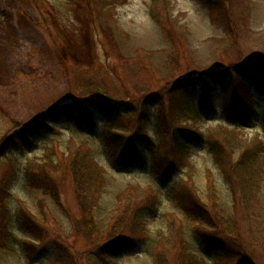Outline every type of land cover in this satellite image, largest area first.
Wrapping results in <instances>:
<instances>
[{
    "label": "rangeland",
    "instance_id": "1",
    "mask_svg": "<svg viewBox=\"0 0 264 264\" xmlns=\"http://www.w3.org/2000/svg\"><path fill=\"white\" fill-rule=\"evenodd\" d=\"M153 3L154 0H0V182L6 174L11 175L13 168L18 170L6 200L9 234L0 250V264H51L47 257L34 259L33 253L23 248L22 242L32 237L17 217L20 203L38 221L50 226L56 233L53 235L70 237L76 243L71 227L82 211L67 169L60 167L56 172L60 207L25 183V166L52 145L61 157L78 148H89L103 170L104 184L95 215L105 240L115 218L119 194L134 193L146 199L156 193L159 197L157 211L142 218L148 232L145 245L121 254L119 250L108 251L104 263L154 264L155 247L162 235H169V222H174L177 231H184L190 251L204 264H237L240 257L217 262V252L200 247L193 235L196 229L221 237L226 231L204 222L199 224L180 209L170 189L172 177L165 180L163 172L150 174L143 168L114 167L105 153L99 126L89 132L46 122L35 142L23 140L22 145L16 144L18 131L55 106L82 104L96 98L119 105L117 108L123 112L135 111L136 116L147 94H154V103L150 101L151 106H147L156 108L159 129L182 127L201 135L186 141L187 163L180 170L173 169L174 179L176 173V181L193 189L197 203L212 215L213 223L224 228L234 221L237 232L230 235L233 241L228 243L254 264H264V93L253 91L247 83L248 94L239 91L240 108L250 109L253 115L252 126L243 127L234 125L226 116L231 101L230 75L229 81L222 83L202 79L190 89L188 100L180 99V91L184 92L181 85L174 93L170 91L176 78L213 69L228 71L226 68L234 66L231 70L241 80L243 70L263 61L264 0H170L161 12L163 18L153 16ZM165 29L178 32L177 37H169ZM204 89H208L209 97L200 95ZM156 122L152 113L147 132L162 153L168 146L156 130ZM133 125L119 126L117 132L131 136ZM225 129L239 133L234 140L241 145L233 147L235 160L244 150L258 154L251 157L260 171L258 185H250L255 193L251 199L241 172L240 176L235 173L232 184L209 151L210 139L215 135L221 141L227 134ZM147 152L150 154L149 149ZM76 246L80 251L88 248L82 243ZM166 253L171 261L178 262L179 251L173 244L167 245Z\"/></svg>",
    "mask_w": 264,
    "mask_h": 264
},
{
    "label": "trees",
    "instance_id": "2",
    "mask_svg": "<svg viewBox=\"0 0 264 264\" xmlns=\"http://www.w3.org/2000/svg\"><path fill=\"white\" fill-rule=\"evenodd\" d=\"M169 1L154 0L151 8L153 16L163 18L161 12L166 10ZM175 34H178V32H167V35L169 37L171 35L172 38L177 37ZM179 35L182 38H186L185 34ZM232 68H226L229 69L228 71L207 70L202 74L190 75L188 78L178 77L170 85V91L174 93L178 85H181L184 92L180 91L183 95V98L180 97V99L188 100L190 89L195 88L202 79L211 78L216 82L222 83L224 80L226 82L232 78L229 83L231 101L226 116L236 126H252L253 115L251 110L240 108L242 97L239 91L241 90L248 94V90L245 87L247 83L253 89L264 93V59L256 65L243 70V80L238 79L233 70H231ZM229 75L230 78H228ZM153 95H145L142 106L136 116L134 114L135 111L127 109L126 112H123L117 108L119 105H110V103H105L96 98L90 99L88 102L85 101L86 103L82 104L55 106L51 110L43 112L33 123L18 131L17 136L15 135V138L18 139L16 144L22 145L21 142L23 140L29 142L28 144L35 142L34 140L42 131L46 122L52 123L53 126L61 123L76 130L89 132L99 126L105 153L113 166L125 170L133 167L143 168L149 170L150 174L163 172L165 180L172 177L174 185L172 184L170 189L172 188L174 199L179 208L197 219L199 224L204 222L211 227L216 226L226 231L224 237L216 234L200 233L202 231L199 229L193 231L194 238H196L202 249L217 252V262L240 257L237 264H254L253 260L249 259L248 256L242 255V252L234 244L228 243L231 240L233 241L232 236L229 238L230 235L237 232L234 229V221L224 225V228L220 224L213 223L212 215L197 203L195 198L198 199V197L193 189L186 184H182L179 180L176 181L178 177L176 173L174 179L172 175L173 169L174 172L176 169L180 170L187 163L189 149L186 141L191 139L193 135H197L198 138H201V135L184 130L182 127H164L162 130L159 129L158 127L161 124L159 122V114L156 112L155 107L150 109L151 105L148 104L150 101L154 103ZM200 95L204 98L206 96L209 97L208 89H204ZM152 113L156 115L155 128L159 130L161 137L168 146L162 153L158 149V143L150 139L147 132V125ZM132 123L134 125L132 126L133 133L131 136L119 135L117 132L119 126ZM262 123L264 124V119ZM128 128L130 129L131 127ZM225 131L227 134L221 141L215 135L210 139L208 142L209 151L225 177L232 184L235 173L240 176L239 172H241L240 177L244 181V186L247 189L249 188L246 190V194L251 199L255 196V193L250 188V185L256 184L257 186L258 180H260L258 178L260 171L256 168V162L254 160L251 161V157H254V154L256 155L257 153L253 152L250 154L248 150H244L241 152V157L235 160L233 147L234 145L235 147L241 145L234 140L239 137V133L235 129H225ZM242 144L244 145L243 141ZM147 149L150 150V154H148ZM59 154L61 153L58 152L55 146L45 147L41 157L33 158L25 166V183L27 187L51 197L60 207L62 202L56 172L59 171L60 167L67 169L66 172L71 174L73 178L76 195L82 211V216L71 227L72 237L76 240V243L71 242L70 237L61 238V236L53 235L56 233L50 226L38 221L26 205L20 203L17 207V217L25 232L32 237V239L22 242L23 248L26 251H31L34 259L45 256L50 260L51 264H103V258L106 257V252L108 251L117 252L119 250L121 254L141 249L148 240V232L142 218L146 214L157 211L160 200L156 193L146 199L139 198L134 193L119 194L117 196L118 205L115 208V215H113V218H115L105 240L103 238L104 233L98 221H96L95 215L100 206V197L104 184L103 170L95 162L92 151L89 148H78L74 152H68L69 155L63 154L64 156L62 157ZM175 167L178 168L175 169ZM17 175L18 170L13 168L11 175L6 174L3 181L0 182V250L5 246L8 239L10 210L6 206V200L11 195L12 182ZM159 180L163 181V178H159ZM168 231L169 235L167 237L162 235L155 247L153 253L154 264H204L202 259H199L190 251L188 239L184 238L182 229L177 231L175 223L169 222ZM81 243L84 247L88 246V248L80 251L76 245ZM168 244H173L174 248L179 251L177 263L171 261L166 253ZM104 264H107V262Z\"/></svg>",
    "mask_w": 264,
    "mask_h": 264
}]
</instances>
